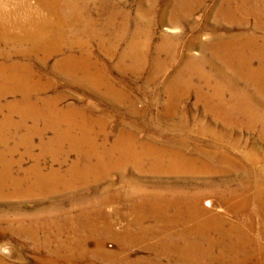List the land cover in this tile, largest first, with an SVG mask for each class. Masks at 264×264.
<instances>
[{"label": "bare ground", "instance_id": "6f19581e", "mask_svg": "<svg viewBox=\"0 0 264 264\" xmlns=\"http://www.w3.org/2000/svg\"><path fill=\"white\" fill-rule=\"evenodd\" d=\"M3 1L0 0V46L7 50L3 49L0 56L4 60L31 59L43 65L50 57L60 56L57 68L64 75L69 76L73 83L80 85V82L84 81L85 84L101 86L108 92H112L108 86L110 83L106 85L103 83V79H100L101 83H99V79L92 81L95 77L93 79L87 77L88 72L92 70L98 77L103 73L97 64L93 65L95 63L89 46V42L92 41L97 44L98 49L107 59L117 57L119 70L126 68L127 71L140 75L146 71V65L150 62L147 69L149 79L145 82V85L150 88L155 87L157 80L171 70L172 76L168 78L166 86L163 88L167 99L165 98L166 101L163 102L164 105H162L160 113L155 116L157 122L168 121L172 122V127H177L184 118L181 115L177 117L176 110L172 112L170 107L174 109L191 92H194L197 102H201L205 106L204 113L207 115L202 114L206 118L205 120H209V124H212V120L220 122L227 130L226 136L219 137L213 132L205 133L206 130L201 128L197 131L199 135L203 137L209 135L212 138L226 141L232 138L238 128L250 132L259 128L260 135L264 139V0H218L210 14L211 24H214L211 25L212 32L203 34L201 26L196 25L198 29L196 37L189 39L186 43L180 41L183 34L161 35L158 38V45L153 47L151 53L149 47L155 35L154 30L157 23H167L171 28L179 29L182 21L187 20L196 10L203 7L205 0H170L163 8L162 13L155 19L153 15L157 0H139L137 2L138 14L130 23L132 24L131 30H129L126 16H123L120 25L114 28V20L118 17L116 14L105 17L100 24L88 19L89 16L79 15V9L87 11L88 7L90 9V4L92 2L93 5L95 2L97 4V1L99 10L112 9L114 12L115 5L110 6L103 0H84L83 4L85 3L86 8L77 7L73 4V0H37L36 8L44 11L47 15L36 22L30 20V16L28 17L29 21H26V17L25 22L23 20H20L21 22L18 20L9 21L8 15H5ZM144 7H148L146 18H143L145 16ZM19 8H22L20 4ZM79 17L83 19H79ZM224 23L230 24L238 30L235 33L227 34L214 31L215 29L220 30ZM250 26H252V30L247 31L246 29ZM64 27L68 30H64ZM78 28H81L78 33L73 30ZM122 41H126V47L118 53L116 48ZM190 47H198L199 54L197 56L186 54L185 49ZM75 52L78 56H74ZM126 61L129 62L130 67L126 66ZM12 63L14 64L0 66V86L3 84L5 87L0 88V98L10 97V95L21 96L16 101V105H14L15 103H6L5 106L11 110L19 108L21 111L20 121L12 123L8 118L10 116H7V119L1 120L0 126L8 124V127L4 126V128L7 127L5 130L20 131L25 128L26 122L32 116H27L28 114L25 112L37 108L43 111L45 109L49 110L47 112L50 113L51 118L52 114H56L54 109H57L56 104L59 100L52 102L48 99H41V96H36L46 89L39 83L38 79H42L41 75L36 73L40 77L38 78L37 75H34V71L28 70L30 67L27 68L23 66L24 64L20 65L19 62ZM9 69H12V75L17 78L16 81L9 79L11 76V73L8 72ZM36 79L39 85L35 86ZM30 90L36 94H33L36 97L34 100H32L33 96L30 95ZM118 97L111 100L112 105H115V102H120L121 97ZM25 109L28 110L23 111ZM134 111L136 110H129V112ZM192 112L189 111V114ZM16 113L15 115H17ZM69 114L71 115V112ZM47 117L48 122L43 123L44 130L51 128L55 137L39 146V156H49L52 161H57L59 156L76 153L80 158L96 160L93 168L89 166L81 168L80 166V170H82L80 173L87 174L92 170L100 172L112 168H123L129 162H132L138 169H142L144 168V162L141 161L143 157L144 160L145 157H152L153 161L149 163L146 170L154 173L173 175L183 172L189 175L197 173L198 177H202L211 173L223 174L220 172L222 170L225 171L224 174L233 173L241 176V179L238 180V187V182L235 181L233 185L236 186L235 188L231 187L232 185L225 186L224 183L214 187L207 179L204 185L207 187L211 185L212 190L192 189L187 187L191 185V177H188V182H184L180 180L182 177L179 176L175 177L178 180L174 182L175 184H169L164 188H147L148 193H145L149 195L144 199L146 203L143 199L132 200L130 205L133 214L131 228L125 234H118L121 254L110 255L99 251V258H102L103 261L111 264H264V153L259 152V149L254 148L257 149L254 151L251 148L250 151L243 152L240 158L219 151L217 146L214 151L194 146V148L186 150L185 153L183 152L185 150L183 140L181 145L177 143L179 146L170 152L164 151L165 149L158 151L153 149L154 147L148 146L149 144H141L137 149L133 135L127 137L129 134L126 137L125 134H121L123 136L117 137L118 139L114 140L110 148H105L104 146H107L104 145L105 143L102 146L89 139L92 138L90 136L91 128L87 129V126L81 122L82 119L80 123L74 121V118L70 119L66 114H62V116L56 114L52 120ZM31 122L36 124L37 120ZM63 123L67 124L68 128L61 129ZM150 123L152 122L150 121ZM10 124H12V128L9 127ZM75 124L79 125L76 127ZM71 129L77 130L78 135H72ZM187 129L189 130V128ZM2 130L3 128L0 127V137L4 139L6 136ZM38 132L42 135L41 130ZM32 134L36 135L35 130L33 132L31 129H26V133L21 136L23 138L16 144L9 146L4 142L0 143V199L16 198L26 194L31 195V193L33 195L36 192L42 194L49 191V189L39 191L37 187H34L38 182V176L42 175L37 165L28 171L29 177H24L25 174L19 177L13 174V167L18 166L19 162H13L7 157L17 153L20 147L24 150L20 161L32 157L34 146L30 143L29 138ZM65 142L66 147H64ZM206 147L213 149L208 145ZM76 167V164L74 167L72 166L67 172L70 173V176L66 175L74 177V174L77 173L75 169H78ZM55 171H48L46 174L50 173V180L58 183L61 180H57L59 172ZM127 183L129 186L131 185L132 193L134 191L138 195L140 189L128 180L124 185ZM71 184L67 183L66 186L70 187ZM162 195H165L166 198L159 197ZM205 196L215 198L212 202L206 200V207L225 206L226 212H223V218L222 213L221 215L213 212V209L208 210L201 207V200ZM144 204H147L146 208H144ZM229 214L235 217L233 221H229L227 218ZM146 219H150L154 226L142 228V222ZM106 231L111 232V228L107 227ZM136 247L144 248L151 256L133 261H129L126 257H120L126 256L128 249Z\"/></svg>", "mask_w": 264, "mask_h": 264}, {"label": "rangeland", "instance_id": "374dc122", "mask_svg": "<svg viewBox=\"0 0 264 264\" xmlns=\"http://www.w3.org/2000/svg\"><path fill=\"white\" fill-rule=\"evenodd\" d=\"M103 1L108 3L110 6L115 5V11L113 12L112 9H109L108 11L99 10L97 7L99 6L97 1V4L95 2L94 5L92 2V4H90V9L88 7L87 11L79 9V15L83 17L89 16L88 19L97 21V23L100 24L105 19V17L116 14L118 17H116L117 19L115 18L114 20V28H117V26L120 25L123 16H126L129 30H131L132 24L130 23H132V21L138 14L137 2H139V0ZM169 1L170 0H157L154 8V19L156 17L158 18V16L162 13V10H164L163 8L169 3ZM217 1L218 0H205L203 7L196 10L190 18L182 21L181 27L179 29H173L167 23H157L154 30L155 35L153 36V40L151 41L149 47L150 53L152 52L153 47L158 45V38L161 35L172 36L183 34V36L180 38V41L182 43H186L189 39L196 37L198 32L196 25L201 26V31L203 34L212 32V26L214 24H211L212 19H210V14ZM20 2L26 3L21 4ZM36 2L37 0H4L3 3L6 12L5 15H8L7 17L9 18V21L18 20L19 22H21L23 20V22H25L26 17V21H29V19L35 22L39 21L40 19L45 18L47 14L44 11L36 8ZM83 2L84 0H73V4H75L77 7L79 6V8L85 7V3L83 4ZM19 4L22 6L21 9L19 8ZM25 5L27 6V8H25ZM147 8L148 7L143 8V12H145V16L143 18L147 17ZM79 19L83 18L79 17ZM66 29L68 30V28L64 27V30ZM80 29L81 28L73 30L78 33L80 32ZM237 30L238 29L236 27L224 23L223 26L220 27V30L215 29L214 31H217L221 34H227L231 32L235 33V31ZM246 30L251 31L252 26L248 27ZM127 38L128 36L126 37V40ZM89 46L91 54L93 56L92 59L95 63L93 65L96 66L97 64V66H99L101 72L103 73L102 76L98 77L97 74H95L94 70H92L88 72L89 74L87 75V77L89 79H93V77H95L92 81L99 79V83H101L100 79H103L104 81H102L106 85L110 83L108 86H110L112 92H108L106 88H102L101 86L96 87L90 85V83L85 84L82 80V82H80V85H78L77 83H73L69 76H66V74L64 75L63 72H61L57 68L58 62H60V56L52 58L50 57L43 65L38 63V61L31 59H9L7 61L0 56V66L2 64L3 66H7L14 64L12 62H19L21 63L20 65L24 64L23 66H26L27 68L30 67L28 68V70L34 71V75H41L40 77L42 79H38L39 83L40 85L45 86L46 89L44 88L45 91L39 95H36L35 92L33 93L30 90V92L32 93H30V95L33 96L32 100L36 98L34 95L41 96V99H48V101L52 102L54 100H59L56 104V108L58 110L54 109V111H56V114L58 116L66 114L70 117V119L74 118V121L79 122L82 119L81 122L87 126V129H89V127L91 128L90 136L92 138L89 139H91L98 145H107L104 146L105 148H110L113 145L114 140L116 141L120 136L122 137L125 134L124 136L126 137L127 134H129L127 137L133 135L132 137L134 138V142L137 144V149L141 144H149L148 146H151V148L154 147L153 149H156L158 151L160 149V151L165 149L164 151L170 152L174 151L177 146L181 145V142L183 140L185 149L183 150V152L185 153L189 148H194V146L198 148H204L209 151L216 150L217 146L219 151L232 154L235 158H240L243 152L250 151L251 148L254 151L259 149V152L264 153V139H262V136L260 135L259 128L252 132L238 128L232 138L226 141H224L223 139L212 138L209 135L204 137L199 135L197 131L201 128L206 130H203L205 133L213 132L216 136L219 137L226 136L227 130L220 122L212 120V124H209V120H205L206 118L202 116V114L207 115L206 113H204L205 106L201 102H197L196 94L194 92H191L174 109L170 107V110L172 112L176 110L175 113L177 117L181 115V117L183 116L184 118L181 123H178L177 127H172V122H157L155 116L160 113L162 105H164L167 99L163 88L166 86L168 78L172 76L171 70L164 77H161L157 80L155 87L150 88L145 85V82L147 81V79H149L147 69L148 66H150V62L146 65V71H144L140 75H135V73L127 71L126 68V70H119L117 68V66L119 65L117 62V57L107 59L103 52L98 49L96 43L90 41ZM118 46L119 47L116 48V51L120 53L126 47V41L120 42ZM3 49L7 50V48L0 46V53ZM185 50V53L191 56H197L199 54L198 47H190L186 48ZM74 56H78L77 52H75ZM128 65L129 62L126 61V66ZM9 70L8 72L11 73L9 79H13L16 81L17 78L13 77L12 69ZM39 76L37 75L36 77L40 78ZM38 80H35V86L39 85L36 82ZM33 81L34 80L32 79L31 82L33 83ZM0 88L3 89L5 87L2 84ZM111 96H114L113 98L118 96V98L121 97L120 102H115L116 104L112 105L111 100L113 98H110ZM20 98V95H10V97L7 96L4 98H0V123L2 122L1 120L7 119V116H10L8 118L11 119L12 123H18L20 121L21 111L19 108H16L17 110L7 109V107L5 108L6 103H15L14 105H16V101ZM130 109H135L136 111L129 112ZM27 110L28 109H25L23 111ZM28 111L29 112H25L26 114H28L27 116H32L26 122L25 128L31 129L33 132L35 130L36 135L39 133L38 130H41L42 132V135H40V133L37 136L32 134V136L29 137L30 143L34 146L32 157H27L20 161L22 152L24 151L22 147H20L18 152L14 155H8L7 157L13 162H19L18 166L13 167L14 171L12 170L13 174L19 177L24 176V174V177H29V175L27 174L28 171L33 166L37 165L40 172H42V175L38 176V182L34 187H37L39 191H44L45 189H49V191H46V193L42 194H37L36 192V194L33 195L31 193V195L26 194L16 198L6 197L0 199V264H111L103 261L102 258H99V251L106 252L110 255L121 254V243L118 239V234H125L127 231H129V228H131L133 214L132 206L130 205L132 204L133 199H143V201L146 203V200L144 199L147 198V195H149L146 194L148 193L146 190L161 187L164 188L169 184L178 181L177 179H175L176 176L182 177L180 180L184 182H188V177H191V185H188L187 187H191L192 189L198 188L200 190H212L211 185H209L208 187L204 185L207 179L210 180L212 186L214 187H217L224 183L223 185L225 186L232 185L231 187L235 188L236 186L234 187L233 185L235 184L236 180L238 182L237 187L239 186L238 180L241 179L240 175H236L233 173L224 174L225 171L222 170L220 172H223V174L211 173L203 175L202 177H198L197 173H191V176L188 173L184 172V174L179 173L178 175H173L147 171L146 168L149 167V163L153 161L152 157H145V160L143 157V160L141 161L144 162H142L144 168L142 169H138L132 162H129V165L127 164L123 168H112L111 170H101L100 172L92 170L87 174L80 173L82 171L80 170V166L81 168H85V166L93 168L92 166L96 164V160H89L84 157L80 158L76 155V153H69L68 155L65 154V156L62 155L61 157L59 156V160L57 159V161H52L49 156H39V146L41 144L49 142L55 137L54 131L51 128H48V131L44 130V124L45 122H48L46 117L48 115L47 118H50V113H48L49 110L44 109L43 111L39 108ZM189 111L193 112L189 114ZM70 112L71 115L69 114ZM15 113L17 115H15ZM75 113H77L76 116ZM55 115L52 114L49 120L54 119ZM33 118L37 120L36 124L35 122H31L35 121V119ZM150 121L152 123H150ZM7 125L2 124L0 126L3 128L2 132L5 133L6 136L4 139L0 137V143L4 142L5 144L11 146L13 144H16V142H19L20 139L23 138L21 136L26 133V129L24 128L20 131L12 129L5 130L8 127ZM11 125L12 124H10L9 127L12 128ZM75 125L77 127L79 124ZM4 126L7 127L4 128ZM61 127V129L68 128L67 124L65 123H63ZM186 127L189 128V130ZM98 128L101 130H99ZM209 129H211L212 131H210ZM100 131H102V134L99 133ZM134 133L137 135H135ZM71 134L78 135V132L75 129H71ZM171 137L173 138V140H171ZM177 143H179V145ZM66 145L67 144L65 142L64 147H66ZM207 145L209 147H212L213 149H208V147H206ZM104 162L107 163L106 161ZM74 163L76 164V168L78 169H75L77 173H75L74 177L72 176L71 178L69 177L70 173L67 172L70 171V168H72V166H75ZM144 164L146 167L144 166ZM213 165L215 164L213 163ZM50 170H56V173L58 171L59 173L57 174L58 176L56 178L58 181L63 180V183L61 181L58 183H54L53 181H51V174H46L48 173V171L51 172ZM66 174H68L69 176ZM127 180L135 184L136 187L140 189L139 191L141 192V194L139 192V194L137 195L134 191L132 193L131 185L129 186L128 183L124 185ZM67 183L72 184L69 187V185L66 186ZM73 183H75L76 185ZM78 183L79 185H77ZM133 195H135V197H133ZM159 197H162L164 199L166 198L165 195ZM206 200L212 202L215 200V198H208L205 196L201 200V207L208 210L213 209L212 211L216 213H222L223 215H221L223 218L225 206H214L212 208L206 207ZM146 205L144 204V208L147 207ZM227 218L229 219V221H233V218L235 217H232L229 214ZM151 226H154V223L150 219H146L142 222V228H148ZM107 227L108 229L111 228V232L106 231ZM30 232H33V234H30ZM150 256L151 255L149 254V252L144 248L136 247L128 249L126 252V256L120 257H126L129 261H133L138 258H149Z\"/></svg>", "mask_w": 264, "mask_h": 264}]
</instances>
